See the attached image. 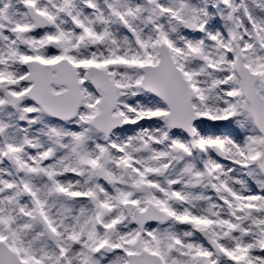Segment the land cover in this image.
<instances>
[{"label": "snow or ice", "instance_id": "obj_1", "mask_svg": "<svg viewBox=\"0 0 264 264\" xmlns=\"http://www.w3.org/2000/svg\"><path fill=\"white\" fill-rule=\"evenodd\" d=\"M0 264H264V0H0Z\"/></svg>", "mask_w": 264, "mask_h": 264}]
</instances>
